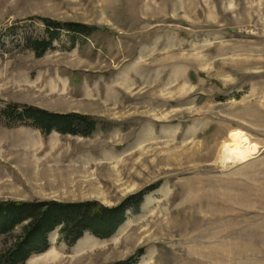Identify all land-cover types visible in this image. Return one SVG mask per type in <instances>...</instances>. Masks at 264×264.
Returning <instances> with one entry per match:
<instances>
[{
    "label": "rangeland",
    "instance_id": "1",
    "mask_svg": "<svg viewBox=\"0 0 264 264\" xmlns=\"http://www.w3.org/2000/svg\"><path fill=\"white\" fill-rule=\"evenodd\" d=\"M44 20L92 30L38 54ZM27 107L93 126L6 113ZM233 133L255 144L244 161ZM139 194L109 238L56 229L24 264H264V0H0V203Z\"/></svg>",
    "mask_w": 264,
    "mask_h": 264
},
{
    "label": "trees",
    "instance_id": "2",
    "mask_svg": "<svg viewBox=\"0 0 264 264\" xmlns=\"http://www.w3.org/2000/svg\"><path fill=\"white\" fill-rule=\"evenodd\" d=\"M44 22L50 38L32 41V48L38 54L49 48L59 30L64 29L79 35H87L92 30L79 23H58L49 20ZM6 113L12 116L17 114L20 119L32 120L34 126L41 129L44 134L51 129L61 133L88 134L93 126V123L84 116L52 114L38 108L27 107L18 113L12 109ZM143 194L131 197V200L113 208L96 201L1 202L0 235L10 234L16 226L23 223L26 225L22 229V236L15 239L5 252L0 253V264H24L32 254L47 249L49 245L47 235L56 229L61 239L68 245L75 244L85 234L100 239L109 238L124 222L127 210H138Z\"/></svg>",
    "mask_w": 264,
    "mask_h": 264
},
{
    "label": "bare ground",
    "instance_id": "3",
    "mask_svg": "<svg viewBox=\"0 0 264 264\" xmlns=\"http://www.w3.org/2000/svg\"><path fill=\"white\" fill-rule=\"evenodd\" d=\"M236 133L232 134L234 146L229 151L236 159L244 161L246 155L255 151V144H251L245 135Z\"/></svg>",
    "mask_w": 264,
    "mask_h": 264
}]
</instances>
